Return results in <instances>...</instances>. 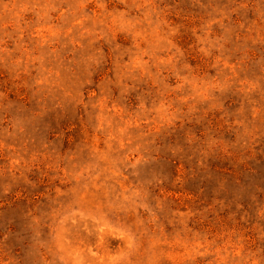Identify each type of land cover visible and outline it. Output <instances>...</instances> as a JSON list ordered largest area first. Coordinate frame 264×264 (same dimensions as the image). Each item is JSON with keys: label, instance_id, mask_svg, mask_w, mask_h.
<instances>
[{"label": "rangeland", "instance_id": "1", "mask_svg": "<svg viewBox=\"0 0 264 264\" xmlns=\"http://www.w3.org/2000/svg\"><path fill=\"white\" fill-rule=\"evenodd\" d=\"M0 264H264V0H0Z\"/></svg>", "mask_w": 264, "mask_h": 264}]
</instances>
